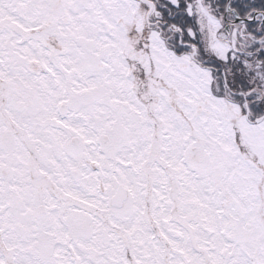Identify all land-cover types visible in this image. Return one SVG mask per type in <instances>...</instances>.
Returning a JSON list of instances; mask_svg holds the SVG:
<instances>
[{"label": "snow or ice", "instance_id": "snow-or-ice-1", "mask_svg": "<svg viewBox=\"0 0 264 264\" xmlns=\"http://www.w3.org/2000/svg\"><path fill=\"white\" fill-rule=\"evenodd\" d=\"M0 264H264V0H0Z\"/></svg>", "mask_w": 264, "mask_h": 264}]
</instances>
